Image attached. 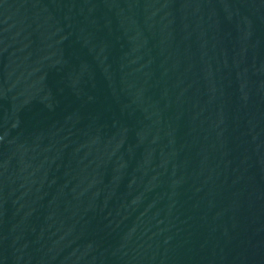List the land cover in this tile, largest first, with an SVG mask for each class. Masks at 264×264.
<instances>
[{
  "label": "water",
  "instance_id": "obj_1",
  "mask_svg": "<svg viewBox=\"0 0 264 264\" xmlns=\"http://www.w3.org/2000/svg\"><path fill=\"white\" fill-rule=\"evenodd\" d=\"M0 264H264V0H0Z\"/></svg>",
  "mask_w": 264,
  "mask_h": 264
}]
</instances>
